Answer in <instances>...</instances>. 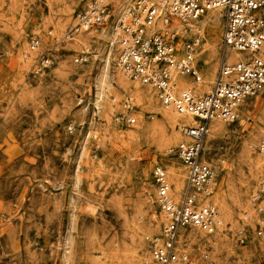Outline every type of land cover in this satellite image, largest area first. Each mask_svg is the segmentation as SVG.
Listing matches in <instances>:
<instances>
[{
    "label": "rangeland",
    "instance_id": "rangeland-1",
    "mask_svg": "<svg viewBox=\"0 0 264 264\" xmlns=\"http://www.w3.org/2000/svg\"><path fill=\"white\" fill-rule=\"evenodd\" d=\"M90 1L0 0V264H154L147 238L164 218L152 170L165 167L175 188L169 168L181 166L168 149L182 137L149 89L135 85L138 97L134 83L117 81L107 33L137 0H107V24L84 30L77 14ZM201 26L199 53L204 44L216 50L209 64L206 54L196 58L204 76L211 66L217 72L222 21L212 32ZM262 128L264 92L246 99L221 134L208 133L210 201L221 225L187 233L194 264L204 252L215 264H264L261 215L250 202L264 178L254 149Z\"/></svg>",
    "mask_w": 264,
    "mask_h": 264
},
{
    "label": "built area",
    "instance_id": "built-area-1",
    "mask_svg": "<svg viewBox=\"0 0 264 264\" xmlns=\"http://www.w3.org/2000/svg\"><path fill=\"white\" fill-rule=\"evenodd\" d=\"M215 9L222 21L218 68L209 91H203L196 62L200 35L187 24ZM110 16L107 0H92L77 14L78 26L84 30L104 27ZM125 16L117 18L115 67L149 89L161 106L195 120V125L179 129L181 140L168 149V156L185 172L178 196L172 192L165 167L156 165L152 170L155 202L164 222L158 234L147 238L148 251L154 264H194L186 247L187 233L210 235L221 225L210 201L216 171L204 148L209 124L234 123L242 103L264 92V0H137ZM37 45L36 38L30 40V50ZM232 53L244 55L231 57ZM43 64L49 66L51 61L46 58ZM179 77L188 81H179ZM134 122V118H125L128 125ZM254 149L264 152V128ZM250 202L261 215L256 223V235L261 236L264 178L251 193ZM239 235L243 244L244 230ZM201 260L215 264L208 252Z\"/></svg>",
    "mask_w": 264,
    "mask_h": 264
},
{
    "label": "bare ground",
    "instance_id": "bare-ground-1",
    "mask_svg": "<svg viewBox=\"0 0 264 264\" xmlns=\"http://www.w3.org/2000/svg\"><path fill=\"white\" fill-rule=\"evenodd\" d=\"M127 13V10H124L123 13L118 17V18H122L125 16V14ZM126 17V16H125ZM124 17V18H125ZM123 18V19H124ZM219 18L221 19V13L219 10L215 9V10H211L209 11L205 16H203L202 18H200L199 20L195 21V22H189L187 24V26L191 29V32L195 33H199L200 35V38H201V33H202V26H201V23H204L206 26L209 27L210 29V32H212V28L214 26V24L219 21ZM204 19V20H203ZM174 25H179L176 21L173 22ZM204 26V25H203ZM83 29V28H81ZM111 30L107 33V37H108V46L110 48H113L116 46V43H117V33H118V29H117V20L116 22L114 23V25L110 28ZM79 30V28L77 29V31ZM204 33V32H203ZM215 48L213 46V44H211L210 46H206V44L202 45V49H201V52L197 54V57L199 55H202V54H206L207 55V59L204 60V64H209L210 61H212L210 59L209 61V58H212L215 55ZM233 56H241V54L239 53H232L231 54V57ZM213 59V58H212ZM118 78H117V81L120 83V84H125V85H128L126 82L127 80L129 82H132L134 83V86L135 85H138L135 81H132L130 80L124 73H122V71H120L118 69ZM203 77V84L199 87V89L203 90V91H209L211 85L213 84L214 80H215V77H216V73H215V70H214V67L211 66V68L208 70V72L206 74H204ZM139 86V85H138ZM128 87V86H127ZM135 89V93L136 95L139 97L140 96V92H138V87H134ZM103 90V88H102ZM103 93V92H102ZM142 97L144 94H141ZM163 107V106H162ZM162 115L163 117L166 119V121H168L167 123H170L171 125H176L178 127L177 129V134H179L180 132V128L181 127H184V126H193L195 125V120L192 119L191 117L189 116H182V115H179L177 114L176 112H174L171 108H165L163 107L162 108ZM229 123H226V122H222V121H212L210 122L209 124V127H208V133H211V135H219L221 134V130L224 129V127L228 126ZM176 131V130H175ZM207 133V135H208ZM182 137V136H181ZM207 137V136H206ZM178 138V137H177ZM260 156L261 157H264V152L260 153ZM260 159V158H259ZM258 159V161H259ZM261 161V160H260ZM180 170H174V169H170L169 168V176L171 178V181L174 182L175 184V191L174 189L172 188V192L175 194V196H178L179 194V190H181V186L182 183H183V176H184V173H183V168H179ZM179 191V192H178ZM196 235V234H195ZM200 236H204L203 233L201 234H198ZM189 236V235H188ZM202 238V237H201ZM200 238V239H201ZM208 238V237H207Z\"/></svg>",
    "mask_w": 264,
    "mask_h": 264
}]
</instances>
